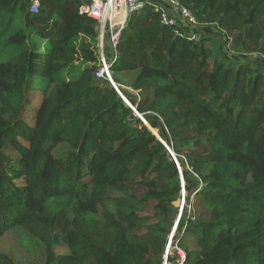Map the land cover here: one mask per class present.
<instances>
[{
	"label": "trees",
	"instance_id": "16d2710c",
	"mask_svg": "<svg viewBox=\"0 0 264 264\" xmlns=\"http://www.w3.org/2000/svg\"><path fill=\"white\" fill-rule=\"evenodd\" d=\"M30 1L0 0V264H161L156 251L169 228L161 239L142 233L151 218L120 207L122 220L100 224L110 235L103 246L85 223L95 213L85 198L114 190L129 199L132 185L141 184L148 190L138 203L154 202L153 216L167 221L182 188L177 179L159 184L162 171L171 178L181 171L186 181L175 235L183 264H264V74L241 58L234 72L205 48L210 38L175 37L148 7L131 16L111 66L115 83L116 73H137L132 88L140 96L119 91L145 126L109 83L94 78L97 26L80 14L82 0H37L38 14ZM179 1L200 24L244 34L240 54L264 53V0ZM61 62L67 65L59 79ZM151 130L174 152L172 141L182 147L198 137L208 153L180 157L176 149L177 166ZM61 143L70 151L55 159ZM67 213L68 254L52 258L49 242L34 260L13 246L11 230L41 227L50 236ZM172 254L167 262L178 264Z\"/></svg>",
	"mask_w": 264,
	"mask_h": 264
},
{
	"label": "rangeland",
	"instance_id": "374dc122",
	"mask_svg": "<svg viewBox=\"0 0 264 264\" xmlns=\"http://www.w3.org/2000/svg\"><path fill=\"white\" fill-rule=\"evenodd\" d=\"M33 1L35 0H31L30 4ZM141 12L142 11L136 14L139 16L141 15ZM201 35H205L207 38L211 39L210 42H206V44L204 45L205 48L209 49L213 54L217 52L219 54V57H223L227 59V61L226 62L224 61V62L225 63L228 62V63L224 65L226 67H232L234 72L238 70V66L235 64L236 62L234 61H236L238 58H241L243 61V64H242L243 67L249 68V70L252 73H257L260 71L261 73L264 74V68H262L264 66V53L261 52L262 53L261 56H259V54H257V56L255 55L252 56L251 54L249 55L240 54L241 50L244 51L245 49L244 46L241 44L245 38L244 34H239L238 31H226L225 29L224 30L219 29L216 26L213 28V25H207V26H203V29L201 30ZM104 53H105V57L107 61H111L112 53L109 50V48L106 46H104ZM78 55H79V50L75 48L73 52V56H72L75 62L79 61V60H76L78 58ZM40 56L41 54H39V57ZM247 57L251 59L252 63H249L250 61H247L246 59ZM220 60L221 59L219 58L218 61ZM212 62L213 60L212 58H210L209 59L210 70L212 68ZM66 65L67 64L63 62L59 64V71L57 74L59 79H62L63 75L65 74ZM75 65H77L78 67V66H81L82 63L79 62L78 64H75ZM136 75H137L136 72L116 73L115 76L117 77L118 81L117 83H115L112 80V82L116 87L119 86L118 90L122 89L123 91L128 92L131 96H140V92L132 88V83ZM229 87H233V85ZM123 103L128 106V104H130V101L126 99V102L123 101ZM237 112H238V108H237V111H235V113ZM139 120L143 123V125L144 123H146L145 121H143V119H139ZM30 124H31V120H30ZM145 126H148V124L146 123ZM162 128L167 134L166 129L164 127ZM151 132L155 137H157L158 140H160L157 130H151ZM188 134H189V131L186 130L184 132L178 133L177 136H178V139H182ZM168 135L169 134H167V140H170L171 138ZM163 142L169 148V145L167 144L168 142L166 141H163ZM172 143H173V149L175 150V152L177 149V153H179L180 157L185 156L186 154L195 155L199 153H201V156L204 157L208 153L207 150H209V146L207 145L206 141L198 137L192 138L191 140H189L188 143H183L182 147H179L178 144L177 143L175 144L173 141ZM11 151L12 150L9 149L7 151V155L9 157L11 155L10 157L11 159H14V160L17 159V156L15 155V153L12 154ZM69 151H70V146L67 143L58 144L53 148L52 157H54L55 159H62L63 157L66 156V154L69 153ZM172 152L175 155V152L174 151ZM175 159H178V158L176 157ZM206 167H207V164H206ZM186 168L189 169V167H186ZM153 177L154 176L151 175L149 179L151 180ZM157 177L160 179V181H162L161 183L159 180H157L158 183L162 185H164L163 182L165 180L171 181V180L177 179L179 180V183L181 184V188H182L181 196L179 199H177L174 202L173 210L171 211L170 217L167 218V221H164L160 217L153 216V213H154L153 210L155 206L154 202H151L148 204L138 203L140 197L148 190L147 186H143L141 184L132 185V189H131L132 191L130 194L131 197L129 199L125 197L123 198L122 196H124V194H121L114 190L113 191L107 190L105 195L100 199H94V197L91 196L90 192L87 193L86 198H85V205L88 206V204H92L95 210V213L89 215L85 223L88 229L91 230V232L95 235L96 242L102 244L103 246H106V247L108 246L110 235L102 229L101 225L107 229V227H105L104 224L111 226L115 224V220H119V219L122 220V213L120 211V207L123 209L125 207H129L130 210L142 211V213H144L146 216H149L151 218V220L147 222L145 229L142 230V233H147L149 235H153L156 238L161 239V237L159 236L161 235V230H165L169 228L168 234L164 237L165 241L160 240L158 244V249L156 252L157 253L162 252L161 254L157 256L161 258V264H170L169 262H167L166 258L167 256L173 257L172 251H175L176 246H177L175 243V235L177 234L176 229L180 222V218L182 214V207L185 204V201L187 200L186 198L187 193L184 191V187L186 186V181L184 180L181 171L178 172V174L172 178H171L170 171H162L161 173L162 179L160 178V175H158ZM114 188L119 189L120 187L116 186ZM124 199H125L124 201L125 206H120L119 201L124 200ZM189 209L193 210L195 208L193 206V207H190ZM193 212L195 215L194 218H196L197 214L195 210ZM72 226H73V216L70 213H67V216L64 219L61 227L55 232H53L54 234L51 233L50 236L48 235V231L45 228H41V227L39 228L35 227L33 229L34 232L21 229V228L20 229L15 228L10 231V235L12 238L11 239L12 244L19 250L18 252L23 255L25 254L27 257H29L30 259H34V260H40L43 258L42 255H44V243L47 244L51 242V249H53L51 251V256L52 258H54V256L56 257L57 255L68 254V249L66 246H64V239L62 236L64 234V231L67 228L72 227ZM148 238H152V237L148 236ZM186 243L189 244L190 240L187 241ZM4 244H6V241H4ZM4 251H5V247H4ZM18 255L20 256V254Z\"/></svg>",
	"mask_w": 264,
	"mask_h": 264
},
{
	"label": "built area",
	"instance_id": "2783aa9c",
	"mask_svg": "<svg viewBox=\"0 0 264 264\" xmlns=\"http://www.w3.org/2000/svg\"><path fill=\"white\" fill-rule=\"evenodd\" d=\"M156 2L157 4L148 0H82L80 14L93 19L97 26L94 45L97 65L94 78L109 83L120 98H123V95L118 90L119 86L116 87L112 82L111 66L118 58L117 46L132 15L149 7L158 15L160 26L169 29L175 37L194 43L201 39L203 26H207L200 24L193 13L179 0H157ZM30 11L38 14L37 0L31 3ZM104 46L108 47L112 53L111 61H107L105 57ZM166 149L169 154L173 155L172 159L176 162L174 153L170 148L166 147ZM175 253L179 257L178 264H183L184 253L177 246Z\"/></svg>",
	"mask_w": 264,
	"mask_h": 264
},
{
	"label": "water",
	"instance_id": "95a60500",
	"mask_svg": "<svg viewBox=\"0 0 264 264\" xmlns=\"http://www.w3.org/2000/svg\"><path fill=\"white\" fill-rule=\"evenodd\" d=\"M121 99L124 101V102H126V99L123 97H121ZM128 107L132 110V112L134 113V115H136V117L138 118V119H143L140 115H138V113H137V111H136V109L134 108V107H132L130 104H128ZM144 121V120H143ZM144 125H146V123H144ZM160 141V143L162 144V145H164L165 147H167L165 144H164V142L162 141V140H159ZM170 155V157L172 158L173 157V155L172 154H169ZM176 163V162H175ZM177 166H178V163H177Z\"/></svg>",
	"mask_w": 264,
	"mask_h": 264
},
{
	"label": "crops",
	"instance_id": "0c3cea01",
	"mask_svg": "<svg viewBox=\"0 0 264 264\" xmlns=\"http://www.w3.org/2000/svg\"><path fill=\"white\" fill-rule=\"evenodd\" d=\"M148 1H150L151 3H153V4H157V0H148Z\"/></svg>",
	"mask_w": 264,
	"mask_h": 264
}]
</instances>
